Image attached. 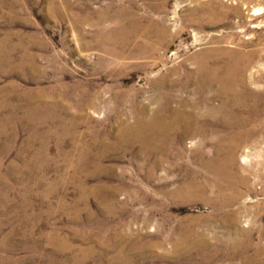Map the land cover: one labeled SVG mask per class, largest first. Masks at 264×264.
Segmentation results:
<instances>
[{
    "label": "rangeland",
    "instance_id": "rangeland-1",
    "mask_svg": "<svg viewBox=\"0 0 264 264\" xmlns=\"http://www.w3.org/2000/svg\"><path fill=\"white\" fill-rule=\"evenodd\" d=\"M200 65L245 67V107ZM0 264H264V0H0Z\"/></svg>",
    "mask_w": 264,
    "mask_h": 264
},
{
    "label": "bare ground",
    "instance_id": "bare-ground-1",
    "mask_svg": "<svg viewBox=\"0 0 264 264\" xmlns=\"http://www.w3.org/2000/svg\"><path fill=\"white\" fill-rule=\"evenodd\" d=\"M254 12H259V9H254ZM103 38H105V37H103ZM244 70H245V67H243V66L227 65V66H223V67H220V66H218V67L217 66L207 67L205 65H200L197 68V73L199 74V78H200L199 81L197 82V87H198L197 91L199 93L200 92L203 93L206 87L214 86L215 87V95L217 94L219 96H222L220 104H223L225 106H230V108L235 107V106H239L240 108H244L245 104L243 101L245 100V97H246L245 90L243 88L240 90H237V87H236L237 86L236 85V78L237 77L240 79V82H239L240 85L242 87H244V82H243ZM205 71L206 72L208 71V73H204ZM235 99H237L239 102L235 101ZM171 112H172L171 110L168 111V113H171ZM226 115H228V114H226ZM228 116H230V113ZM154 117L151 119H148L147 121H144V122H138V123H136V125L132 126L131 128L125 127L121 131L122 135L125 134L128 137L130 136L131 139L137 140L139 142L141 141L142 145H144L143 147H147V148H151V149H155V150L157 149V151H158L160 149V147L163 148L162 144H160L162 141L161 136L163 134H168V135L172 134V129H173L174 124L176 122H179V121L185 122L183 127L180 130L181 132H179L180 133V140L184 139L187 136L192 137V136H195L196 134L197 135L198 134L199 135L204 134L203 129H197L195 127H192L189 124L192 120V116L190 113L185 112L184 114L182 113V114H178V115H175L172 117L170 116L166 123H160L156 119H154ZM139 121H141V120H139ZM171 126H173V127H171ZM248 134H249V132L247 130H241V129H236V130L228 129V130H223V131H215V130L211 131L210 135H214L213 142L218 147H215V153L209 158V163L206 164V167L211 169L212 171L220 172V169H218L215 166V162H219V161L232 162L234 160L235 148L240 143L247 140ZM203 144H204V139L199 141V146H202ZM223 172L225 174H227V171L224 168H223ZM189 185L192 186V183H189V184L185 183V184L181 185L179 187V189H177L174 192H179L182 189L187 188V186H189ZM183 236L180 238V240H178V242L180 244L185 242L187 245H190L189 244L190 242L188 243V241L191 238H188L189 236L186 238L185 234ZM184 247H186V246H184ZM237 247H239V244H237ZM256 251H257V249H256ZM250 258H253V257L251 256Z\"/></svg>",
    "mask_w": 264,
    "mask_h": 264
}]
</instances>
